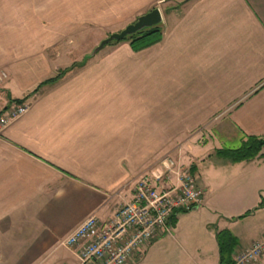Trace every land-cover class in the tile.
Listing matches in <instances>:
<instances>
[{
  "label": "crops",
  "instance_id": "obj_1",
  "mask_svg": "<svg viewBox=\"0 0 264 264\" xmlns=\"http://www.w3.org/2000/svg\"><path fill=\"white\" fill-rule=\"evenodd\" d=\"M48 4L79 8V0H0V71L8 73L0 108L30 104L0 129V264L77 263L79 247L62 240L93 213L111 218L131 198L127 184L167 153L206 190L174 226L175 264H228L261 239L264 206L223 214L213 203L218 195L254 206L264 192V148L241 162L216 153L264 138V0H137L138 11L161 9V40L139 50L129 40L110 43L87 59L93 51L83 59L71 52L79 21L28 20ZM216 167L231 171L225 183L234 194H217ZM221 231L232 238L226 260Z\"/></svg>",
  "mask_w": 264,
  "mask_h": 264
},
{
  "label": "built area",
  "instance_id": "obj_2",
  "mask_svg": "<svg viewBox=\"0 0 264 264\" xmlns=\"http://www.w3.org/2000/svg\"><path fill=\"white\" fill-rule=\"evenodd\" d=\"M8 76L0 71V83ZM25 100L0 109V129L26 113ZM131 198L119 205L114 215L102 220L89 215L62 243L78 246L75 264H132L165 234L174 232L180 214L201 206L206 190L198 176L180 158L167 153L137 178L130 181ZM264 236L248 248L237 251L233 264H262Z\"/></svg>",
  "mask_w": 264,
  "mask_h": 264
},
{
  "label": "rangeland",
  "instance_id": "obj_3",
  "mask_svg": "<svg viewBox=\"0 0 264 264\" xmlns=\"http://www.w3.org/2000/svg\"><path fill=\"white\" fill-rule=\"evenodd\" d=\"M127 1L129 8L126 12H121L115 7L116 0H113L112 2L110 0H79V8H77L76 11L66 12L52 11L58 6L48 4L50 10L30 12L28 13V20L32 19L49 21L50 19H58L79 21L80 28L77 29L74 33L75 37H77V43L73 46L74 50H71V52L74 51L75 55L77 53L83 59L85 58V55L92 52L104 38L108 37L113 32L124 29L128 24L136 21L140 15L144 14V12L136 10V7L139 8V5H136L137 0ZM118 2L120 3L119 0ZM72 45L73 44H68V47L71 48ZM102 50L104 51L106 49L102 48L99 51ZM7 78L8 76L4 78L1 83H3ZM3 108L4 107L0 109ZM226 144V147L229 148H236L240 145L239 141L228 142ZM210 171L211 167H209L208 172ZM223 171L225 172H222L219 167L213 169V175L211 176V178H214L218 174L215 178V182L221 183L219 187V184L217 185L216 192L217 194H234L236 189H234L232 183H225L231 179V177L229 178L227 175V172L229 174L231 171ZM208 172H206V174ZM257 196L258 204L252 206L254 204V200L252 198L240 200L239 204H230L224 202L222 200V197H218V195H216L213 206L223 214H231V212L233 211L244 210L249 206H251L250 208L254 210L253 208L260 207V203L264 199V192L258 191ZM244 213L245 211L240 214ZM194 221L196 223L204 221V217L197 216ZM200 226L202 227V225H199V227ZM212 227L215 228L214 225ZM172 235L173 233L165 234L157 239L154 242L155 244L149 246L146 249L142 257L140 258V261L134 262L133 264H175L176 262H178L181 256H179L180 248L177 245H181L179 242H176L175 239L171 238Z\"/></svg>",
  "mask_w": 264,
  "mask_h": 264
},
{
  "label": "trees",
  "instance_id": "obj_4",
  "mask_svg": "<svg viewBox=\"0 0 264 264\" xmlns=\"http://www.w3.org/2000/svg\"><path fill=\"white\" fill-rule=\"evenodd\" d=\"M163 28L162 25L152 27L150 29L144 30L141 33L135 34L133 36H128L125 40L131 41L132 45L136 50L146 48L152 44L159 42L162 38ZM116 43V41L111 42ZM68 69L61 70L57 75L46 79L41 82L38 88L35 91H38L39 88L46 84H53L58 82L66 73ZM23 99H16L15 102H22ZM264 148V138L254 135L246 136L241 144L236 148L224 147L216 151L217 155L229 159L233 162H241L244 160L255 159L260 156ZM264 206V199L260 203V207ZM248 214V213H246ZM244 216V215H242ZM177 219L174 220V225L176 224ZM228 233L226 231H221L218 233V239L221 246L222 260H226V250L228 246L232 245V238H228ZM233 260L228 264H233Z\"/></svg>",
  "mask_w": 264,
  "mask_h": 264
},
{
  "label": "water",
  "instance_id": "obj_5",
  "mask_svg": "<svg viewBox=\"0 0 264 264\" xmlns=\"http://www.w3.org/2000/svg\"><path fill=\"white\" fill-rule=\"evenodd\" d=\"M164 23V17L159 7H154L150 11L140 15L136 21L128 24L124 29L111 33L108 37L104 38L98 46L95 47L93 52L86 57L89 58L104 48L111 42H119L125 40L128 36L141 33L144 30L150 29L155 26L162 25Z\"/></svg>",
  "mask_w": 264,
  "mask_h": 264
}]
</instances>
